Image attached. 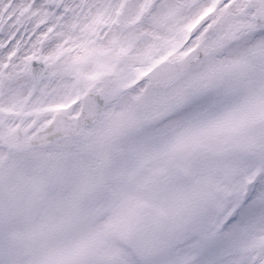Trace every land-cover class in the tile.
<instances>
[{
  "label": "snow or ice",
  "instance_id": "snow-or-ice-1",
  "mask_svg": "<svg viewBox=\"0 0 264 264\" xmlns=\"http://www.w3.org/2000/svg\"><path fill=\"white\" fill-rule=\"evenodd\" d=\"M0 264H264V0H0Z\"/></svg>",
  "mask_w": 264,
  "mask_h": 264
}]
</instances>
